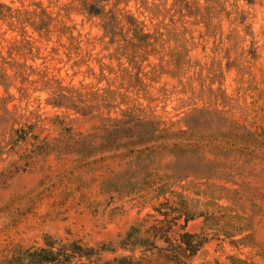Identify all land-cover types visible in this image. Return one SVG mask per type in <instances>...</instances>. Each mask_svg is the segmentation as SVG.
Masks as SVG:
<instances>
[{
  "label": "rangeland",
  "instance_id": "obj_1",
  "mask_svg": "<svg viewBox=\"0 0 264 264\" xmlns=\"http://www.w3.org/2000/svg\"><path fill=\"white\" fill-rule=\"evenodd\" d=\"M96 1L0 0L15 9L44 8L53 18L43 36L29 25L0 21V55L6 58L0 57V258L16 246H43L49 237L114 248L102 253L104 260L130 256L136 264H173L156 252L121 249L117 242L133 227L172 242L183 232L203 234L193 264H264V0H109L102 4L116 16L107 23L113 36L100 17L85 12ZM44 76L83 88L86 104L97 105L85 114L52 108ZM126 110L218 140L237 126L252 151L233 153L231 170L220 167L211 179L173 184L206 214L184 225L174 193L166 202L153 193L101 190L118 171L119 156L27 157L34 139L13 141L14 130L28 125L39 139L58 137L61 126L87 133ZM217 146L227 147L222 141ZM202 150L207 157L222 154ZM172 164L166 159L160 170ZM158 244L165 245L163 239Z\"/></svg>",
  "mask_w": 264,
  "mask_h": 264
},
{
  "label": "trees",
  "instance_id": "obj_2",
  "mask_svg": "<svg viewBox=\"0 0 264 264\" xmlns=\"http://www.w3.org/2000/svg\"><path fill=\"white\" fill-rule=\"evenodd\" d=\"M107 1L109 0H97L96 3L90 4L85 12L89 16L100 17L104 21L102 27L113 36L114 32L108 28L107 23L111 20L114 21L116 16L109 15L107 13L110 12L105 11L102 3ZM26 15L28 16L26 17ZM130 20L135 21L133 17ZM0 21L13 26L17 24L20 27L29 25L33 31L43 36L50 32V23L53 18L41 7L37 12L25 8L15 9L0 3ZM66 28L68 27L62 28L61 35H66ZM64 30L65 32H63ZM147 35L140 32V36L143 38ZM0 57L6 63V58L1 55ZM23 71L19 72V77L24 81L27 75ZM17 73L14 71L11 76H8L5 72L3 77L12 78ZM1 77L0 85L3 84ZM43 82L47 86L42 90L50 87V96L46 100V104L52 108H65L75 113L85 114L86 109L94 108L97 105L86 104V100L82 98L85 95L82 91L83 88L67 87L47 76L43 77ZM52 82L56 86H52ZM56 118L59 117L56 116ZM29 128H31L30 125L26 126V129L14 130L16 135L13 139L14 143L26 141L27 136L34 139L30 142L27 157L45 155L50 152L73 155L82 161L105 155L119 156L122 163L118 171L111 172L102 181L101 190L105 193L123 196L153 193L155 198L162 197L166 202L169 199L165 198V195L174 193L179 206L176 211L177 217L183 219L184 225L190 220L206 214L198 210V201L188 199L180 192H174L173 184L182 182L189 177L197 180L211 179L219 173L215 174V171L220 167L228 171L231 170L234 164L233 153L245 157L250 155L249 151H252L245 132H241L237 126H229L227 131L221 134L224 138L219 140L212 135L198 137L192 135L188 128L175 130L164 127L160 121L142 117L134 110H126L120 116L108 115L87 133L74 132L71 128L61 126L58 137L39 139L29 134ZM221 141L222 145H227V147L219 148L217 144H220ZM234 145H238L239 149H236ZM203 147H208L209 150L215 152L222 150V154L213 152L207 157L204 155ZM166 159H169L174 167L172 169L165 167L161 171L160 165ZM232 183L234 184V182ZM155 228L157 232L159 228ZM161 239L165 245L159 246L158 243ZM205 240L206 237L203 234H190L189 232L179 234L174 242L166 237L163 238L160 234H153V238L150 239L142 236L137 228L132 227L117 242V245L121 249L127 248L131 251L140 249L143 254L156 252L163 256L167 262L173 264H193L192 257ZM105 251L115 252L114 248L106 250L104 244L90 247L83 246L77 241L64 242L61 239L48 237L43 246L14 247L9 255L0 258V264H127V262L136 264L135 259L130 256L104 260L102 253Z\"/></svg>",
  "mask_w": 264,
  "mask_h": 264
}]
</instances>
